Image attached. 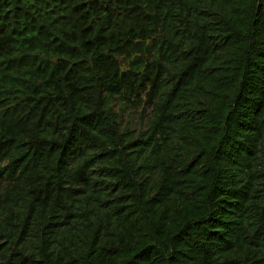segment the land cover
Here are the masks:
<instances>
[{
    "label": "trees",
    "instance_id": "trees-1",
    "mask_svg": "<svg viewBox=\"0 0 264 264\" xmlns=\"http://www.w3.org/2000/svg\"><path fill=\"white\" fill-rule=\"evenodd\" d=\"M0 264H264V0H0Z\"/></svg>",
    "mask_w": 264,
    "mask_h": 264
},
{
    "label": "rangeland",
    "instance_id": "rangeland-1",
    "mask_svg": "<svg viewBox=\"0 0 264 264\" xmlns=\"http://www.w3.org/2000/svg\"><path fill=\"white\" fill-rule=\"evenodd\" d=\"M150 109L144 111L142 107L137 109L129 110L126 113V118L131 121L132 125H135L139 128H144L147 122Z\"/></svg>",
    "mask_w": 264,
    "mask_h": 264
}]
</instances>
